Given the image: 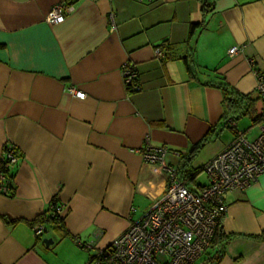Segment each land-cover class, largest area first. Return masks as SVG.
<instances>
[{
	"label": "crops",
	"instance_id": "1",
	"mask_svg": "<svg viewBox=\"0 0 264 264\" xmlns=\"http://www.w3.org/2000/svg\"><path fill=\"white\" fill-rule=\"evenodd\" d=\"M205 1L208 9L202 0H0V156L5 143L19 152L12 187L0 192V264H89L165 191L167 173L141 154L146 137L184 156L213 130L189 165L187 186L198 190L207 182L199 169L235 131L258 135L264 0ZM60 2L71 12L46 23ZM125 62L136 66L138 92L125 87ZM218 81L254 99L233 127L222 122ZM53 196L62 226L46 224L36 238L30 222ZM223 199L228 238L212 264H264V173Z\"/></svg>",
	"mask_w": 264,
	"mask_h": 264
},
{
	"label": "built area",
	"instance_id": "2",
	"mask_svg": "<svg viewBox=\"0 0 264 264\" xmlns=\"http://www.w3.org/2000/svg\"><path fill=\"white\" fill-rule=\"evenodd\" d=\"M70 3H57L46 14V23H60L71 12ZM238 47L229 49V54ZM155 56L163 58L161 47L155 48ZM125 87L140 90L136 66L125 62L121 66ZM256 91L262 102L258 123V135L248 140L244 133L235 131L233 140L202 167L206 184L198 190L189 188L177 173V167L168 163V155L180 157L179 151L164 146H151L145 138L141 154L145 161L157 164L167 173L163 195L143 215L130 222L110 244L99 250L89 264H194L208 248L216 227V217L226 211L223 195L230 191H242L264 173V72L256 73ZM70 94L84 97L73 87ZM232 127L235 124L229 123ZM19 159L17 148L5 143L0 163L11 170ZM7 176L0 173V192L9 193ZM56 212L63 217L61 206ZM35 237L45 232L44 224L33 223Z\"/></svg>",
	"mask_w": 264,
	"mask_h": 264
},
{
	"label": "trees",
	"instance_id": "3",
	"mask_svg": "<svg viewBox=\"0 0 264 264\" xmlns=\"http://www.w3.org/2000/svg\"><path fill=\"white\" fill-rule=\"evenodd\" d=\"M202 8L208 9V4L205 0H202ZM201 25L202 22L200 21L191 22L189 25V34L192 35L199 27H201ZM213 83L216 84L222 91V108H223L222 122L224 123V125L227 126L229 122L236 120L238 117L249 111V108L252 106L254 102L253 98L249 97V95H244L238 92L237 90L229 86L226 82L218 81ZM126 89L130 93H133L140 91L141 87L140 90L137 91L135 89H130L129 87H126ZM212 136H213V130L209 129V131L203 136V138L195 146H193L192 149L186 155L183 156L180 153L181 155L180 158L183 159V161L181 166L177 167V173L179 178L185 181L186 185L189 182H193L195 178L193 176V170L189 167L191 160L198 153L199 149L204 143L213 139ZM201 169H199V172L201 171ZM0 173H4L7 176V183L9 185V189H11L12 177H13L12 171L8 170L7 168L4 167L3 164L0 163ZM60 206L61 204L59 203L57 197L53 196L47 210L37 215L33 219V221L30 222V226L36 222L43 223L45 230L47 228L46 224H54L57 226H62L64 218L61 217L56 212V210ZM223 217H224L223 213H220L216 217V227L214 230L213 237L210 241L208 248L205 250V252L202 255L203 257L205 256L203 260V263L205 264H212L218 262L223 256L224 246L228 238L222 228Z\"/></svg>",
	"mask_w": 264,
	"mask_h": 264
},
{
	"label": "rangeland",
	"instance_id": "4",
	"mask_svg": "<svg viewBox=\"0 0 264 264\" xmlns=\"http://www.w3.org/2000/svg\"><path fill=\"white\" fill-rule=\"evenodd\" d=\"M45 16H46V15H45ZM198 175H199L200 177H199ZM198 175H197L198 182H199V181H203V180H204V176H203V175H205V174H204L203 172H200ZM195 180H196V179H195ZM46 227H48V226H46ZM48 228H50V227H48Z\"/></svg>",
	"mask_w": 264,
	"mask_h": 264
},
{
	"label": "water",
	"instance_id": "5",
	"mask_svg": "<svg viewBox=\"0 0 264 264\" xmlns=\"http://www.w3.org/2000/svg\"><path fill=\"white\" fill-rule=\"evenodd\" d=\"M43 242L46 243V244H47V243L49 244V243L52 242V239H50V238H44V239H43Z\"/></svg>",
	"mask_w": 264,
	"mask_h": 264
}]
</instances>
